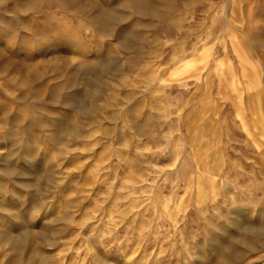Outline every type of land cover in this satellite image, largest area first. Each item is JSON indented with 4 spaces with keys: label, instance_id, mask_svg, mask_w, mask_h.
Returning <instances> with one entry per match:
<instances>
[{
    "label": "rangeland",
    "instance_id": "1",
    "mask_svg": "<svg viewBox=\"0 0 264 264\" xmlns=\"http://www.w3.org/2000/svg\"><path fill=\"white\" fill-rule=\"evenodd\" d=\"M0 264H264V0H0Z\"/></svg>",
    "mask_w": 264,
    "mask_h": 264
},
{
    "label": "bare ground",
    "instance_id": "2",
    "mask_svg": "<svg viewBox=\"0 0 264 264\" xmlns=\"http://www.w3.org/2000/svg\"><path fill=\"white\" fill-rule=\"evenodd\" d=\"M204 130V129H203ZM202 133H205V132H202ZM203 146V145H202Z\"/></svg>",
    "mask_w": 264,
    "mask_h": 264
}]
</instances>
